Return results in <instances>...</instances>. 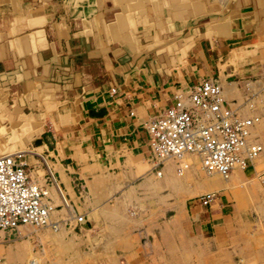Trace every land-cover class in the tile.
<instances>
[{
    "label": "crops",
    "instance_id": "obj_1",
    "mask_svg": "<svg viewBox=\"0 0 264 264\" xmlns=\"http://www.w3.org/2000/svg\"><path fill=\"white\" fill-rule=\"evenodd\" d=\"M204 77L219 81L231 106L260 93L264 0H0V154L25 161L62 228L63 215H83L90 259L264 264V152L226 179H203L208 204L182 197L139 238L112 237L129 219L125 192L178 180L173 162L164 178L137 167L151 161L144 125Z\"/></svg>",
    "mask_w": 264,
    "mask_h": 264
},
{
    "label": "built area",
    "instance_id": "obj_2",
    "mask_svg": "<svg viewBox=\"0 0 264 264\" xmlns=\"http://www.w3.org/2000/svg\"><path fill=\"white\" fill-rule=\"evenodd\" d=\"M221 89L217 79L204 77L175 93L171 104L145 122L146 142L155 167L165 158L182 161L190 155L196 156L206 171L226 177L260 152L261 143L253 129L261 116L254 98L258 93H242L238 105L245 102L252 107L250 114H242L223 97ZM260 94L264 100V85ZM43 176L55 182L48 167ZM213 197L214 192L195 196L200 204H208ZM52 209L45 188L29 178L25 161L12 153L0 154V230L17 231L18 225L26 223L56 225L59 219L50 220ZM83 220L82 214H75L67 225Z\"/></svg>",
    "mask_w": 264,
    "mask_h": 264
},
{
    "label": "rangeland",
    "instance_id": "obj_3",
    "mask_svg": "<svg viewBox=\"0 0 264 264\" xmlns=\"http://www.w3.org/2000/svg\"><path fill=\"white\" fill-rule=\"evenodd\" d=\"M250 85L249 82H246V86ZM241 95H239L238 103L242 100ZM261 97L262 94L258 93L254 98L257 106L264 107V100H262ZM224 98L226 97L224 96ZM238 103L232 107L237 108L242 114H250V112H252L250 110L252 108L250 107L251 104L243 102L238 105ZM254 131L257 134V139L262 145V151L256 157L258 159L260 154L264 152V113H261L260 120L256 123ZM188 160L190 161L189 167L183 170H179L177 164L173 162V168L178 180L174 179L173 182L166 181L167 185L164 187L155 185L150 188L148 187L149 189L141 187V189L137 190H128L121 196L122 205L128 207L127 215L129 219L125 227H123L122 223L121 226L119 222L118 228L121 233L112 236L113 239L119 240L120 243H122L123 241H129L133 238H139L137 236V231L140 230V228L143 229L154 224L155 218L157 217H164V211L162 210L161 212L160 207L163 208V205H168L165 216L169 218L173 210L170 206L177 203L180 198L193 195L194 196L191 198H194L196 195L205 192L206 189H201L199 183H201L203 179L215 175L216 173L208 174L200 167L196 160ZM152 164L151 161L136 162L140 170L152 168ZM158 170L160 169H155L154 173L157 174L156 171ZM37 172L41 174L42 170H38ZM162 174V178H164L166 176L165 170H162ZM189 189H193L194 193L185 195ZM52 211L53 209L51 212ZM74 214L79 213L70 211V215L66 214L62 216V220L65 221L63 228L62 225H60L58 229L46 226L43 227L45 230L42 229L43 231H40L41 229L38 230L39 227L24 225L21 226L22 228H19L20 233L15 230L0 231V264H27L26 259L29 255V248L33 256L36 257L37 264H119V261L115 259H90L87 255L82 254L80 238L85 235L79 231L81 223L74 226L67 225L68 220L70 223L73 222L71 216L73 215L74 217ZM133 215L136 217L142 216V218H136V220H134ZM124 232H127V234L124 235ZM143 238L145 239V236L141 235L140 239ZM17 250L23 251L24 256L17 257ZM125 261L127 264L134 263V261L130 259ZM30 264H35V261L31 260Z\"/></svg>",
    "mask_w": 264,
    "mask_h": 264
},
{
    "label": "bare ground",
    "instance_id": "obj_4",
    "mask_svg": "<svg viewBox=\"0 0 264 264\" xmlns=\"http://www.w3.org/2000/svg\"><path fill=\"white\" fill-rule=\"evenodd\" d=\"M221 87H222V85H221ZM221 93H222V95H223V97H224V93H223V87H222V89H221ZM255 127H256V124H255V126L253 127V129L255 130ZM262 151V145H261V150H260V152ZM259 152V153H260ZM258 153V154H259ZM258 154L253 158V159H255L257 156H258ZM188 159H191L192 161H197L198 163H199V161H198V158L196 157V156H186V157H184L183 158V160L181 161V160H177V159H175V158H165L163 161H162V164H161V166L160 167H157L158 169H160V170H158V173H160L161 172V167L165 164V163H167V162H174V163H176L177 164V166H178V169L179 170H183L184 168H188L189 167V160ZM252 159V160H253ZM151 162L153 163L152 165H153V167H155V162L154 161H152L151 160ZM184 162L186 163V165H184ZM199 165H200V163H199ZM200 167L203 169V167L200 165ZM239 168H241V167H234L233 169H239ZM232 169V170H233ZM206 173H208V174H217V175H219V176H221L222 178H224V179H226L228 176H229V174L226 176V177H223L221 174H219V173H217V172H215V171H206L205 169H203ZM231 170V171H232ZM230 171V172H231ZM214 176V175H213ZM32 180V179H31ZM34 181V180H33ZM54 184H56V181L55 182H53ZM211 183V182H210ZM199 190V189H198ZM50 218H51V216H50ZM51 220V219H50ZM22 225H31V226H35V227H46V226H50V227H53V228H59L60 227V222L59 223H57L56 225L55 224H50V223H48V224H45V225H33V224H22ZM21 224H20V226H22ZM19 225H18V227H17V230H18V228L20 227Z\"/></svg>",
    "mask_w": 264,
    "mask_h": 264
}]
</instances>
